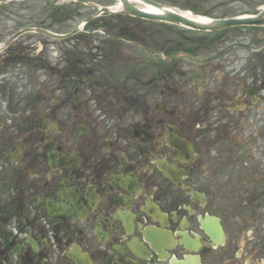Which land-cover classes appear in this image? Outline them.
I'll use <instances>...</instances> for the list:
<instances>
[{
	"label": "flooded vegetation",
	"instance_id": "flooded-vegetation-1",
	"mask_svg": "<svg viewBox=\"0 0 264 264\" xmlns=\"http://www.w3.org/2000/svg\"><path fill=\"white\" fill-rule=\"evenodd\" d=\"M119 2L49 3L39 98L0 67V264H264V0L131 1L261 23L194 41Z\"/></svg>",
	"mask_w": 264,
	"mask_h": 264
},
{
	"label": "rangeland",
	"instance_id": "rangeland-1",
	"mask_svg": "<svg viewBox=\"0 0 264 264\" xmlns=\"http://www.w3.org/2000/svg\"><path fill=\"white\" fill-rule=\"evenodd\" d=\"M9 2V4L12 7V11L15 13H8L6 14L4 11L3 5H0V42L3 41L7 36L11 35L12 33L19 30L21 27L27 26V25H34L40 18H48L50 16V13L52 12V9H50L49 3L53 2V0H6ZM95 1H101L105 2L107 0H95ZM47 10V13L45 12ZM51 19H48L47 22H50ZM50 24V23H48ZM54 29L56 31L60 32H67L70 31L72 28L75 27L72 23H54ZM52 25V26H53ZM173 33L176 34H182L185 37L191 39L194 41L195 39H198L202 32L200 31H193L185 29L184 31L181 30L180 27H175L172 30ZM49 40L51 43H54L52 41L53 39L42 35L38 33H27L20 37L17 41H15L11 48L8 50H5L0 53V67L3 65H25L27 63L30 64L31 67V80H32V86L31 87H22L19 89L18 87L15 88V94L16 98L22 97V96H28L32 98H39L41 94L42 88L40 87V82L42 79L43 72L39 70L37 67L40 65V54H48L52 55L54 54V51L52 50V46L47 44L44 46V43H48ZM182 38H179L175 40L176 42L180 43ZM246 41L245 43H247ZM50 43V42H49ZM186 46H189V43H185ZM235 52L237 56L240 58V56L245 55L243 51H240L238 49H235ZM16 55H13L15 54ZM15 57V59L13 58ZM24 58L27 59V61L24 60ZM10 62H8L9 60ZM15 60L12 62V60ZM32 60V61H31ZM1 79L3 77H0ZM12 90L7 89V94H3L4 90H0L1 97H10L13 93ZM25 93V94H24ZM228 159L232 162L233 159L231 155H233L232 146L230 145L228 147ZM235 152V150H234ZM227 155L224 156V162L227 159ZM225 166V165H224ZM225 175L226 173H233V185L235 187V168L230 166L228 169L223 170Z\"/></svg>",
	"mask_w": 264,
	"mask_h": 264
},
{
	"label": "water",
	"instance_id": "water-1",
	"mask_svg": "<svg viewBox=\"0 0 264 264\" xmlns=\"http://www.w3.org/2000/svg\"><path fill=\"white\" fill-rule=\"evenodd\" d=\"M123 3H125V5L127 7H129V9L131 10L132 13L141 16V17H146V18H151V19H163V20H168L171 22H175V23H179V24H183V25H188L197 29H203V30H218V29H224L227 27H230L232 25L235 24H242V23H250V20H235V19H231V20H217L214 21L210 24H204V23H199L196 22L194 20H191L181 14H177L175 12H171V11H165V16L163 15H159L156 13H152V12H148L145 10H141L138 8L133 7L132 5H130L129 0H122ZM32 30H37L38 32H42L45 34H49L53 37L59 38L62 37L60 35H57L55 33H51L47 30L44 29H33V28H24L23 30L17 32L16 34H14L12 37H10L3 45L0 46V51L5 49L11 42H13L17 37H19L20 35H22L25 32H29Z\"/></svg>",
	"mask_w": 264,
	"mask_h": 264
},
{
	"label": "bare ground",
	"instance_id": "bare-ground-1",
	"mask_svg": "<svg viewBox=\"0 0 264 264\" xmlns=\"http://www.w3.org/2000/svg\"><path fill=\"white\" fill-rule=\"evenodd\" d=\"M132 2H137L138 0H130ZM113 11H117V12H120L121 9H122V6L120 3L116 4L114 7L111 8ZM145 9L147 11H151V12H159L161 10H157L155 8H152L150 6L148 7H145ZM170 10H174L173 8H169ZM176 11H179L181 14L187 16L188 18H191L192 20H195L199 23H208L210 21V19L206 18V17H203L201 15H196L193 11L191 10H176Z\"/></svg>",
	"mask_w": 264,
	"mask_h": 264
},
{
	"label": "trees",
	"instance_id": "trees-1",
	"mask_svg": "<svg viewBox=\"0 0 264 264\" xmlns=\"http://www.w3.org/2000/svg\"><path fill=\"white\" fill-rule=\"evenodd\" d=\"M8 9H9L8 7H4V10H5V11H8Z\"/></svg>",
	"mask_w": 264,
	"mask_h": 264
}]
</instances>
